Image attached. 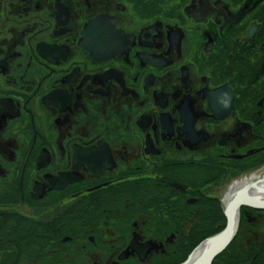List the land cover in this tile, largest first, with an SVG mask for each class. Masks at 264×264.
Segmentation results:
<instances>
[{"label":"flooded vegetation","instance_id":"af4514ba","mask_svg":"<svg viewBox=\"0 0 264 264\" xmlns=\"http://www.w3.org/2000/svg\"><path fill=\"white\" fill-rule=\"evenodd\" d=\"M176 3L0 0V264L179 263L196 207L264 170L261 25ZM214 264H264V212Z\"/></svg>","mask_w":264,"mask_h":264},{"label":"water","instance_id":"95a60500","mask_svg":"<svg viewBox=\"0 0 264 264\" xmlns=\"http://www.w3.org/2000/svg\"><path fill=\"white\" fill-rule=\"evenodd\" d=\"M257 31L258 27L253 25L249 31V37L246 40L247 43L255 39ZM210 100L212 102L227 101L232 105L233 95L230 88L226 86L220 92L215 93L210 98ZM218 110L220 111L221 109L218 108ZM263 188L264 180L259 179L255 182H250L248 186H245L243 193L235 197H230V199L227 201V205H225L223 201L222 209L227 221L226 229L220 235L209 239L200 245V247L194 251L188 261L184 264H213L215 259L218 258L232 243L238 229L240 210L243 208H249L253 210L264 211V198H262L264 194H261V189ZM254 190L255 192L253 193L252 191ZM262 191H264V189ZM203 246H206L204 252L198 257L197 260L192 262L191 258L195 253L200 251L201 247ZM147 253L148 252H144V258L146 257Z\"/></svg>","mask_w":264,"mask_h":264},{"label":"trees","instance_id":"16d2710c","mask_svg":"<svg viewBox=\"0 0 264 264\" xmlns=\"http://www.w3.org/2000/svg\"><path fill=\"white\" fill-rule=\"evenodd\" d=\"M169 1H179L184 2L186 0H169ZM233 6L236 7H242V10L240 11V14L242 16H250L248 21L249 24L252 22H258L261 25V32L257 36V57H256V64L255 66L262 67L264 65V0H228ZM165 4V3H164ZM239 64V63H236ZM209 211L211 214H216V210L219 213V219L213 220L212 222V230L209 235L204 236L207 230V220L208 218L203 222H198L194 229L196 236L193 237V245L192 247H196L200 242H202L204 239L213 236L219 232H221L224 229L225 226V219L223 217V214L220 210V206L217 203H210V206H208ZM197 217L200 219L201 216L197 215ZM186 259V258H185Z\"/></svg>","mask_w":264,"mask_h":264},{"label":"bare ground","instance_id":"6f19581e","mask_svg":"<svg viewBox=\"0 0 264 264\" xmlns=\"http://www.w3.org/2000/svg\"><path fill=\"white\" fill-rule=\"evenodd\" d=\"M264 180V170L254 174L253 176L246 178L245 180H243L242 182H238L235 185L232 186L229 194L226 196V198L224 199V203L225 205H227V201L230 199V197H235L238 196L239 194L243 193L245 190V186H248L250 182H255L256 180ZM247 184V185H246ZM264 189V188H263ZM263 189H261V194H264L262 191ZM253 193L255 192L252 191ZM259 194V195H261ZM262 196V195H261ZM262 198H264V195L262 196ZM206 249V246L201 247L200 251H198L197 253L194 254V256L191 258L192 262L197 260L198 257L204 252V250Z\"/></svg>","mask_w":264,"mask_h":264},{"label":"rangeland","instance_id":"374dc122","mask_svg":"<svg viewBox=\"0 0 264 264\" xmlns=\"http://www.w3.org/2000/svg\"><path fill=\"white\" fill-rule=\"evenodd\" d=\"M264 66V65H263ZM257 69V67H255ZM231 187V185H228L227 187L221 189L220 191H217V193H215V197H217L218 200H223L225 195L229 192V188ZM213 220L216 221V216L214 214H210L209 217H208V220H207V230H206V233L204 234V236H207L210 234L211 230H212V222ZM184 242H185V239L181 237V251H182V247L184 246Z\"/></svg>","mask_w":264,"mask_h":264}]
</instances>
